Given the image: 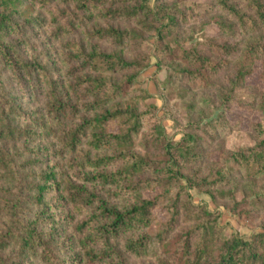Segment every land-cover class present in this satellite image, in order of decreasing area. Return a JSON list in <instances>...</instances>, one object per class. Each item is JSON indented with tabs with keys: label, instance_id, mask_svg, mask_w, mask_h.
Returning a JSON list of instances; mask_svg holds the SVG:
<instances>
[{
	"label": "rangeland",
	"instance_id": "rangeland-1",
	"mask_svg": "<svg viewBox=\"0 0 264 264\" xmlns=\"http://www.w3.org/2000/svg\"><path fill=\"white\" fill-rule=\"evenodd\" d=\"M230 1L241 11L247 10L245 0ZM80 3L77 0H51L48 4H41L39 0H24L19 8L23 12L16 16L19 27L14 34H6L5 42L16 45L24 62H29L33 67L28 72L20 62L18 70H13L5 62H0V79L17 107L14 124L21 128L28 127L29 131L27 136L0 140V145L5 143L12 153H22L20 160L31 153L34 156L40 149L38 156L42 162L33 167L34 171L53 169L57 173V181L71 179L95 195L94 201L80 211L66 198L64 191L53 186L44 192L40 200L37 199L28 207V217L39 222L38 229L45 233L46 238L51 239L50 247L54 248L58 259L63 264L69 261L73 264H87L78 244L83 235V232L80 234L78 231V225L95 213L101 200L123 209L140 198H152L163 191L160 187L149 189L145 184L147 179L157 176L161 168L135 176V182H143L140 186L146 187L139 193L122 191L119 187L102 182L83 180L85 175L114 172L123 164L116 161L98 170L79 166L87 157L94 159L119 152L116 147L93 149L89 144L90 134L82 138L73 150L64 144L67 130L80 124L83 115L93 116L96 113L95 110L87 113L83 111V103L92 99L91 96H80L84 90H80L78 95L72 91L67 92L69 84L76 77L73 70L80 63V60L68 59L69 55L75 53L68 47V43L73 41L83 42L87 48L94 47L108 53L120 51L128 60L138 62L137 68L114 75L116 80L134 76V89L117 100H131L137 104L138 111L144 113L136 139L137 146L132 152L156 160L169 149V157L178 163L180 161V172L185 175L173 182L172 193L183 186L191 195L192 204L196 206L193 211L181 208L180 220L166 236L169 245L163 249L156 245L148 255L129 254L128 264H158L156 251L164 254L171 252L173 247L170 241L181 232L192 230L194 226L192 239L200 241L204 233L203 223L207 222V216L201 215L203 208L212 213L210 219L215 221L218 229L219 240L215 246L234 235L250 239L263 230L264 207L255 206L250 201L257 195L264 197V175L249 176L246 169L236 172L230 169L237 167L233 163L235 151L256 147L264 141V53L244 84L231 91L237 65L246 47L258 37L264 43V26L256 30L238 26L235 34L222 33L212 20L223 16L235 22L236 17L223 9L218 0H105L90 10H81ZM122 5H148L149 8H143L133 17L121 15L106 18L101 15L108 9ZM67 11L73 14L84 13L91 18L76 26L74 32H65L56 38L53 31L66 23L67 16L63 12ZM168 15H174L176 23H172ZM140 21L145 23L142 25ZM144 25L152 29L141 28ZM96 26L136 29L144 34V39H127L121 44L113 39H88L85 33ZM209 42L231 45L229 47L234 49L217 55ZM197 46L220 65L211 69L208 62L203 70L197 69L196 62L190 63L182 57L184 52L181 49ZM88 71H79L77 75ZM200 78L207 79V85H203ZM53 81L57 82L59 92L66 93L63 99L70 104L64 113L52 105L49 91ZM229 95L231 97L228 99ZM107 130L117 133L118 123L110 122ZM193 153L195 155L191 161L182 160ZM75 163V167L71 166ZM167 163L168 168L178 169L174 160L167 159ZM225 172L230 174L221 180L220 176ZM186 175L196 184L190 185ZM8 186L0 178V229L8 223L2 212L3 193ZM171 212L165 206L158 205L152 212L149 227H142L134 234L111 238L110 244L100 236L91 241V245L95 250L99 249L97 251H109L110 245L123 250L131 236L156 237L165 227L164 223L172 217ZM95 224L86 226L85 232ZM14 244L5 252L6 255L16 252ZM30 256V263L45 264L41 251ZM192 258L189 255L188 260ZM97 264L102 263L98 261Z\"/></svg>",
	"mask_w": 264,
	"mask_h": 264
},
{
	"label": "trees",
	"instance_id": "trees-1",
	"mask_svg": "<svg viewBox=\"0 0 264 264\" xmlns=\"http://www.w3.org/2000/svg\"><path fill=\"white\" fill-rule=\"evenodd\" d=\"M23 1L0 0V62H5L13 70H18L21 62L23 67L30 72L33 65L24 62L16 45L5 42L6 34H14L19 27L16 23V16L23 12L19 9ZM39 1L41 4H48L51 0ZM77 1L81 2V10H90L96 8L99 3L105 2V0ZM245 1L247 10L243 12L230 0H218V4L223 9L236 17L235 22L228 21L223 16L215 17L212 20L222 33L235 34L238 26L240 28L248 27L250 30L264 26V0ZM143 8H149V6L129 7L122 5L116 9H108L101 15L106 18H117L121 15L133 17L137 16ZM82 14L63 12V15L67 16V21L53 31L55 37L58 38L65 32L72 33L76 26L90 20L91 16ZM168 16H170L172 23H176L174 15ZM140 23L143 25L145 22L140 21ZM141 28L152 29L146 25ZM85 34L88 39H113L118 44L127 39H134L135 41L144 39V34L142 35L136 29L123 30L113 26H96ZM209 44L217 55L234 49L229 47L231 45L222 43L209 42ZM68 47L75 52L69 55L68 59H77L80 60V63L74 68V72L72 71L76 77L69 84L67 92L72 91L78 95L81 93L80 90H84L80 96H91L92 99L83 103V111L87 113L95 110L96 113L93 116L83 115V121L80 124L67 130L63 138L64 144L68 149L73 150L82 138L90 134L89 144L93 149L116 147L119 152L113 156H99L94 159L87 157L79 166L98 170L116 161H121L123 164L114 172H97L92 175H85L83 180L85 182H102L119 187L122 191L139 193L142 188L146 187L140 186L143 182H135V176L148 170L161 168L157 176L145 181L149 189L162 188L163 191L160 194L152 198H140L130 207L123 209L101 200L100 205L95 209V213L78 225L80 234L83 232L78 244L83 250L82 258L86 260L87 264H97L98 261L102 264H128L127 256L129 254L148 255L150 249H155L156 245L162 249L169 245L166 236L180 220L181 208L184 207L193 211L196 206L192 204L191 195L183 186L176 193H172L173 182L182 176L185 177V175L180 172V161L178 163L169 157V149L164 154L159 155L156 160L149 158L148 155L132 152L133 148L137 146L136 139L142 127L144 113L139 112L137 104L131 100L123 102L117 100L134 89V76L130 75L122 80H116L114 75L120 71L137 68L138 62L128 60L120 51L108 53L96 50L94 47L87 48L83 42L79 41L68 43ZM181 51L184 52L182 57L187 58L188 62L197 63V69L203 70L208 62L211 64V69H216L220 65L205 55L198 46L190 49L183 48ZM263 53L264 43L261 37L256 38L246 47L237 65L231 91L244 84L246 77L253 73V67ZM222 62L227 63V61ZM82 70L89 71L86 74L77 75ZM200 80L203 85H207V79L200 78ZM50 89L49 96L52 105L57 108V111L66 112L67 107L70 106L63 99L66 93L57 90V82L55 81L50 83ZM10 97L9 91L5 89V85L0 79V140H13L27 136L29 132L28 127L21 128L14 124L17 107ZM230 97L229 95L228 99ZM112 121L119 125L117 133L107 130V125ZM169 148L171 149V146ZM39 152L40 149L34 156L31 153L32 156L26 155L24 159L20 160L22 153H12L5 143L0 145V178L9 184L3 193L2 212L5 214L8 223L5 228L0 229V264H33L29 261L30 255L35 256L39 251H41L45 264H63L62 260L58 259L54 253V248L50 247L51 239L46 238L45 233L38 229L39 222L36 219H30L27 215L30 204L37 199L40 200L44 192L48 191L50 187L56 186L58 190L64 191L66 198L74 204L75 209L80 211L94 201L95 195H91L84 185L77 184L71 179L57 181V173L53 169L34 171L33 167L42 162V158L38 156ZM193 155L195 153L182 160L184 162L191 161ZM167 159L174 160L178 169L168 168ZM233 163L237 167L230 169L231 172L246 169L249 171V176L264 175V141H261L256 147H244L242 150L235 151ZM71 166L75 167L76 163ZM227 174L230 173L221 174V180L225 179ZM186 179L190 181V185L196 184L187 175ZM129 181H131L130 184H128ZM250 203L264 207V197L257 195L251 199ZM158 205H163L172 211V217L164 223L165 227L159 231L156 237L153 235L131 236L127 239L123 250L112 245H110L109 251H97L99 249L95 250L92 247L91 241L100 238V236L104 237L110 244L111 238H117L121 234H134L142 227H149L152 212ZM211 214L203 208L201 215L207 216V222L203 223L204 233L200 241H193L192 239L196 226L192 230L181 232L170 241L173 247L171 252L164 254L161 251H156L155 256L159 258L158 264H264V229L255 233L250 239L234 235L224 240L219 246H215L219 240V235L215 221L210 219ZM90 223L96 224L86 233V226ZM12 243H15L16 252L6 255L5 252ZM189 255L193 256L191 261L188 260ZM111 258L113 259L109 261ZM67 263L73 264L71 261Z\"/></svg>",
	"mask_w": 264,
	"mask_h": 264
}]
</instances>
